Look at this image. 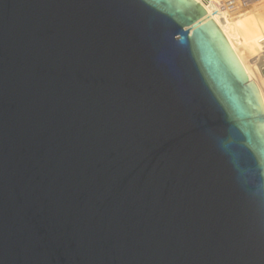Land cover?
I'll return each mask as SVG.
<instances>
[{
    "label": "water",
    "instance_id": "1",
    "mask_svg": "<svg viewBox=\"0 0 264 264\" xmlns=\"http://www.w3.org/2000/svg\"><path fill=\"white\" fill-rule=\"evenodd\" d=\"M0 264H264V111L198 0H0Z\"/></svg>",
    "mask_w": 264,
    "mask_h": 264
},
{
    "label": "bare ground",
    "instance_id": "2",
    "mask_svg": "<svg viewBox=\"0 0 264 264\" xmlns=\"http://www.w3.org/2000/svg\"><path fill=\"white\" fill-rule=\"evenodd\" d=\"M263 2L232 12L221 9L215 0H198L199 5L209 10L214 24L244 69L248 80L255 85L264 111V74L258 62V56L264 50Z\"/></svg>",
    "mask_w": 264,
    "mask_h": 264
},
{
    "label": "built area",
    "instance_id": "3",
    "mask_svg": "<svg viewBox=\"0 0 264 264\" xmlns=\"http://www.w3.org/2000/svg\"><path fill=\"white\" fill-rule=\"evenodd\" d=\"M221 9H229L230 11H238L244 9L245 7L260 3L262 0H215ZM262 49H264V39L262 40ZM259 64H261V69L264 74V50L259 54Z\"/></svg>",
    "mask_w": 264,
    "mask_h": 264
},
{
    "label": "rangeland",
    "instance_id": "4",
    "mask_svg": "<svg viewBox=\"0 0 264 264\" xmlns=\"http://www.w3.org/2000/svg\"><path fill=\"white\" fill-rule=\"evenodd\" d=\"M264 3V2H263Z\"/></svg>",
    "mask_w": 264,
    "mask_h": 264
}]
</instances>
